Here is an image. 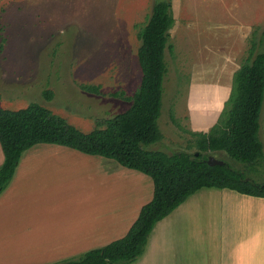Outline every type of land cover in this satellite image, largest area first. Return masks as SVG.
Masks as SVG:
<instances>
[{
  "label": "rangeland",
  "instance_id": "obj_1",
  "mask_svg": "<svg viewBox=\"0 0 264 264\" xmlns=\"http://www.w3.org/2000/svg\"><path fill=\"white\" fill-rule=\"evenodd\" d=\"M156 1L0 0V107L18 109L38 103L83 132L102 127L106 118L130 106L125 97L139 87L138 32ZM169 1L172 14H178V25L169 29L167 44L171 45L163 55L167 70L157 119L162 137L147 148L194 152L189 132L208 131L217 121L233 74L252 44L256 52H264V0ZM226 82L229 87L222 90ZM87 85L97 91L85 89ZM210 87L222 91L213 94ZM203 104L213 112L206 125L198 116ZM259 122L263 158L254 166L222 151L207 155L263 181L264 101ZM145 177L151 191L152 179ZM70 191L73 198L78 185L70 186ZM227 193L232 196L225 198V215L239 206L237 197L248 196L229 189ZM227 201L235 202L228 206ZM69 206L70 215L76 216L77 201ZM249 214L255 211L250 209ZM256 217L251 221L264 227V215Z\"/></svg>",
  "mask_w": 264,
  "mask_h": 264
},
{
  "label": "crops",
  "instance_id": "obj_2",
  "mask_svg": "<svg viewBox=\"0 0 264 264\" xmlns=\"http://www.w3.org/2000/svg\"><path fill=\"white\" fill-rule=\"evenodd\" d=\"M173 16L177 27L178 14ZM207 106L198 114L201 125L213 113ZM72 185H78L73 198ZM149 185L143 172L112 158L53 143L33 145L0 194V264H47L121 238L151 199ZM225 190L206 186L187 197L154 225L143 253L129 264H264V227L251 221L264 215V198L239 196V206L225 215V198L232 196ZM70 201H77L76 216L69 213Z\"/></svg>",
  "mask_w": 264,
  "mask_h": 264
},
{
  "label": "trees",
  "instance_id": "obj_3",
  "mask_svg": "<svg viewBox=\"0 0 264 264\" xmlns=\"http://www.w3.org/2000/svg\"><path fill=\"white\" fill-rule=\"evenodd\" d=\"M174 22L170 1L157 0L147 23L138 32L139 87L125 97L131 101L130 106L106 118L102 127L83 132L38 103L18 109L0 107V145L4 154L0 194L11 182L23 153L38 143L64 145L112 158L152 179V197L141 206L124 236L75 257L47 264H129L143 253L154 225L206 186L264 198V180L255 181L226 160L216 165L206 161L207 154L215 151L253 166L263 158L259 119L264 101V52H256L255 44L233 74L230 93L217 121L208 131L189 132L194 152L168 153L147 148L162 137L157 119L167 70L163 55L170 45L168 34ZM84 88L97 91L94 86Z\"/></svg>",
  "mask_w": 264,
  "mask_h": 264
},
{
  "label": "water",
  "instance_id": "obj_4",
  "mask_svg": "<svg viewBox=\"0 0 264 264\" xmlns=\"http://www.w3.org/2000/svg\"><path fill=\"white\" fill-rule=\"evenodd\" d=\"M197 154V153H196ZM207 163L209 165H216V164H223L224 161L223 160H218V159H215L213 156L211 155H208L207 156V159H206Z\"/></svg>",
  "mask_w": 264,
  "mask_h": 264
}]
</instances>
